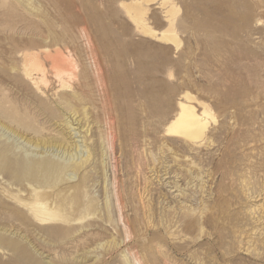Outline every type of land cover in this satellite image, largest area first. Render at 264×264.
<instances>
[{
    "label": "rangeland",
    "instance_id": "374dc122",
    "mask_svg": "<svg viewBox=\"0 0 264 264\" xmlns=\"http://www.w3.org/2000/svg\"><path fill=\"white\" fill-rule=\"evenodd\" d=\"M0 107V264H264V0H0Z\"/></svg>",
    "mask_w": 264,
    "mask_h": 264
},
{
    "label": "bare ground",
    "instance_id": "6f19581e",
    "mask_svg": "<svg viewBox=\"0 0 264 264\" xmlns=\"http://www.w3.org/2000/svg\"><path fill=\"white\" fill-rule=\"evenodd\" d=\"M170 20H172V18ZM143 21H144V19H143ZM170 22H172V21H170ZM142 28L145 32L151 33V31L148 30L146 28V26H143ZM167 29H169V27ZM171 30H170V32H171ZM161 39L170 40V38H167L165 35H162ZM17 57H19L20 62H21V65L19 67L20 78L24 81L26 86H28V88H30V89H31V86L39 89L40 88V82H42V81L45 82V85H47L46 83L48 80L47 76L49 74V66H48L49 61L51 62L50 64L52 65L53 69H55V70H58L59 68L62 67V63H61L59 57L49 54V48H42V49H38V50H19V52H17ZM0 109H1V107H0ZM208 115H209V113H208L207 109L206 110L205 109L204 110H198L197 107L189 100V98H187L186 101H180L179 102L177 113H176L175 117L168 123L166 133L170 134L171 136L172 135L180 136L184 140H187V142H190L192 145H194V144L196 145L199 143L201 144L204 141L203 139H205L207 137V134H208V126H209ZM75 121H76V119H75ZM70 123H71V121H70ZM68 128H70V127H68ZM72 130L74 131V129H72ZM77 137H79V136H77ZM75 138H76V136H75ZM36 147H38V146H36ZM39 153H40V151H39ZM29 206H30V209H32L35 213H42V215H44L43 212L48 209V207L45 205V202H42L39 200H35V201L30 202ZM39 219L43 220L44 218H43V216H40ZM39 219H37V220H39Z\"/></svg>",
    "mask_w": 264,
    "mask_h": 264
}]
</instances>
